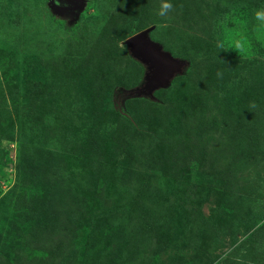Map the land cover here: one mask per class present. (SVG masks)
<instances>
[{"label": "rangeland", "instance_id": "obj_1", "mask_svg": "<svg viewBox=\"0 0 264 264\" xmlns=\"http://www.w3.org/2000/svg\"><path fill=\"white\" fill-rule=\"evenodd\" d=\"M258 10L264 0H84L76 16L0 0V264H264ZM225 15L249 55L218 49ZM134 18L187 65L121 113L120 89L145 75L124 43ZM33 173L56 177L70 207L35 212Z\"/></svg>", "mask_w": 264, "mask_h": 264}, {"label": "water", "instance_id": "obj_2", "mask_svg": "<svg viewBox=\"0 0 264 264\" xmlns=\"http://www.w3.org/2000/svg\"><path fill=\"white\" fill-rule=\"evenodd\" d=\"M48 6L59 14L76 16L84 6V0H49ZM149 27L130 36L124 43L132 58L138 60L145 67V75L141 84L129 90L120 89L121 101L127 98H153V93L164 89L186 68V61L173 57L162 46L150 40ZM122 91V92H121Z\"/></svg>", "mask_w": 264, "mask_h": 264}, {"label": "trees", "instance_id": "obj_3", "mask_svg": "<svg viewBox=\"0 0 264 264\" xmlns=\"http://www.w3.org/2000/svg\"><path fill=\"white\" fill-rule=\"evenodd\" d=\"M48 2H49V0H48ZM129 24H130L129 36H132L136 33V30H135L136 28H138V27L142 28V26L140 25V20L138 18H134V19L129 20ZM142 30H145V29H142ZM27 68H30V66H27ZM19 82L21 84H23L24 86L31 85V84L27 85L25 83L26 82L25 78H23V80L20 79ZM115 104H116L115 105L116 108L122 113L120 101L118 100V102ZM129 120L132 121L131 119H129ZM23 167L24 166H22V168ZM26 175H28V173L20 172L18 177H20V176L26 177ZM33 175H34V173H33ZM35 178H36V182L34 185H35V187H38L37 189L40 190V195H41L39 200L43 201V205L36 206L35 212H38V213L41 212L43 214L45 211L46 214L44 216L47 217L48 209L51 210L50 209L51 206L53 208V207H57V205L59 204V205H62L64 207H66V206L70 207L69 205L71 203V198H70L69 194L67 193L68 191H66L65 186L61 182H57L55 180L56 177H54V178L50 177V176L48 177V174L45 173L43 175L39 174V175L35 176ZM68 207H66V208H68ZM51 222H52L51 219H49V223H51ZM52 223H53L54 227H56L60 230H64L65 228H67V230L69 229V227H66L65 223L62 222V220L61 221L56 220V221H53ZM259 228L260 229H258V233H260L262 231V227H259ZM41 236H42V234H41Z\"/></svg>", "mask_w": 264, "mask_h": 264}, {"label": "clouds", "instance_id": "obj_4", "mask_svg": "<svg viewBox=\"0 0 264 264\" xmlns=\"http://www.w3.org/2000/svg\"><path fill=\"white\" fill-rule=\"evenodd\" d=\"M256 18L264 24V10H258L256 12ZM229 17L225 15L224 20L222 21L223 25V37L217 43V47L219 50L227 51L229 49H235L239 55H249V49L246 43V40L243 37L237 38L232 34L231 29L228 27L227 22ZM219 75V73H218ZM253 107H255V103L253 102Z\"/></svg>", "mask_w": 264, "mask_h": 264}]
</instances>
